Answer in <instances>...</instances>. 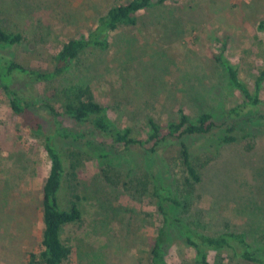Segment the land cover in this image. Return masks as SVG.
Segmentation results:
<instances>
[{
	"label": "rangeland",
	"instance_id": "374dc122",
	"mask_svg": "<svg viewBox=\"0 0 264 264\" xmlns=\"http://www.w3.org/2000/svg\"><path fill=\"white\" fill-rule=\"evenodd\" d=\"M130 1L0 0V25L24 36L3 53L28 68L51 70L50 60L63 42L88 35L110 8ZM139 20L138 28L107 34L108 49H89L63 77L23 87L35 105L27 113L15 114L0 91V264H26L28 254L40 250L42 188L51 166L44 135L33 132L30 119H39L49 133L53 116L45 105L60 110L62 91L90 87L111 119L132 128L140 140L151 134L149 119L166 125L181 107L193 117L212 113L221 119L241 100L213 60L224 36L228 60L255 91L264 67V34L258 30L264 0H181L142 12ZM56 145L66 160L61 207L74 200L81 210V220L60 237L71 248L68 264H150L161 227L153 199L111 186L100 176L98 161L80 156L69 161L68 144L59 139ZM163 149L170 174L180 177L182 168L172 159L177 147L170 142ZM211 150L197 154L202 182L189 219L207 233L243 232L255 249L264 248V133L255 141ZM118 157L124 183L130 170L135 177L152 169L137 146L122 147ZM217 260L211 252L210 264ZM168 261L197 264L183 244L169 247Z\"/></svg>",
	"mask_w": 264,
	"mask_h": 264
},
{
	"label": "trees",
	"instance_id": "16d2710c",
	"mask_svg": "<svg viewBox=\"0 0 264 264\" xmlns=\"http://www.w3.org/2000/svg\"><path fill=\"white\" fill-rule=\"evenodd\" d=\"M180 2L132 0L110 8L98 19L95 30L63 42L50 60L51 70L28 68L4 55L3 51L20 45L24 36L21 32L9 31L0 25V91L9 98L10 108L15 114L27 113L35 105L25 98L23 87L31 88L63 77L89 49H108L107 34L124 28H138L142 12ZM258 30L264 34L263 20L258 24ZM228 40V36L219 39L220 51L214 55L213 60L224 70L229 86L240 95L241 100L226 108L221 119L212 113H201L193 117L181 107L178 118L166 125L149 119L151 134L147 140H140L134 137L132 128H120L111 119L108 108L96 99L90 87L62 91L60 110L53 104L45 105L53 116L49 133L44 134L43 123L31 117L30 128L37 135H44V149L51 167L42 188L44 227L41 247L38 252L28 254L26 264H68L71 248L60 237L66 226L81 220V210L76 201L71 200L67 209L60 204L59 197L66 177V160L56 145L59 139L70 148V154L67 155L69 161L75 159V156L96 160L101 168L100 176L106 183L113 187L121 186L141 198L153 199L161 227L150 251V264H169V247L175 244H183L191 249L197 264H210L211 252L218 257L215 264H231L232 260L245 264H264V248L255 249L243 232L232 229L207 233L189 219L193 198L202 182L198 152H212L211 149L216 152L243 141H255L264 133V67L255 81V91L252 92L241 79L237 67L227 58ZM170 142L177 147V155L172 159L177 167L182 168L180 177L170 174L166 158L163 157V147ZM133 146L144 151L152 169L159 165L156 171L151 169L148 175L133 177L130 170L128 180L124 183L119 170L121 166H117L118 156L122 147L130 149ZM221 255H226V258L222 260Z\"/></svg>",
	"mask_w": 264,
	"mask_h": 264
}]
</instances>
